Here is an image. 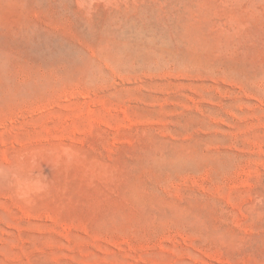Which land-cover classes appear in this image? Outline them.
<instances>
[{"label": "rangeland", "instance_id": "rangeland-1", "mask_svg": "<svg viewBox=\"0 0 264 264\" xmlns=\"http://www.w3.org/2000/svg\"><path fill=\"white\" fill-rule=\"evenodd\" d=\"M0 264H264V0H0Z\"/></svg>", "mask_w": 264, "mask_h": 264}]
</instances>
